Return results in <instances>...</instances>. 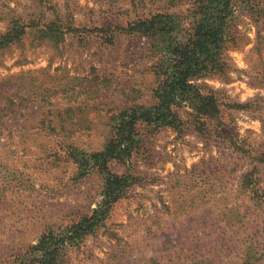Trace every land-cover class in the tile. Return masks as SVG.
Returning <instances> with one entry per match:
<instances>
[{"label":"rangeland","instance_id":"1","mask_svg":"<svg viewBox=\"0 0 264 264\" xmlns=\"http://www.w3.org/2000/svg\"><path fill=\"white\" fill-rule=\"evenodd\" d=\"M166 4L0 0V34L13 16L58 15L74 28L59 43L29 35L0 51V264L44 232L90 215L102 199L104 173L92 167L80 174L70 150H101L117 114L155 102L159 78L148 38L117 28ZM252 4L264 9V0ZM188 8L184 2L171 11L186 20ZM247 12L240 9L235 22L249 40L230 46L227 72L196 80L218 98L219 119L208 121L205 134L187 121L190 108L180 110L181 133L141 125L131 161L111 163L139 181L93 233L66 249L64 264H242V241L222 228L227 221L239 227L245 207H255L249 187H240L254 165L264 187V162L257 161L264 155V22ZM258 207L262 224L264 203Z\"/></svg>","mask_w":264,"mask_h":264},{"label":"trees","instance_id":"2","mask_svg":"<svg viewBox=\"0 0 264 264\" xmlns=\"http://www.w3.org/2000/svg\"><path fill=\"white\" fill-rule=\"evenodd\" d=\"M252 1L169 0V4L155 12L140 14L128 26L117 28L118 31L148 38L149 51L156 58L154 72L159 78L153 90L155 102L135 105L117 114L114 117V133L101 150L86 152L71 147L70 155L79 165L80 174L84 175L92 167H98L104 173L102 199L90 215L83 216L62 231L44 232L37 243L16 255L10 264H64L66 249L81 242L106 220L113 205L139 181L133 173L112 171L111 163L131 161L141 148V125L150 126L152 130L170 127L181 133L185 121L180 110L190 108L191 111H186L187 121L199 133L205 134L208 121L219 119L221 108L218 98L206 86L197 84L196 80L225 74L229 67L227 51L230 46L246 44L249 40L237 29L235 21L240 9H247L258 25L264 22V9L251 6ZM184 2L189 3L186 20L171 11ZM62 19L57 15L50 21H42L41 18L25 21L13 16L7 30L0 34V51L22 44L29 35L41 42H62L66 34L74 30L70 22L63 26ZM97 29L100 32L108 30ZM109 39L113 40L112 35ZM257 161L264 162V155H259ZM260 180V169L256 165L243 174L240 187H249L248 193H251L255 207H245L239 227L235 228L227 221L226 227L222 228L224 232L232 230V237L242 241V264H264V223L257 222L262 215V212H257V209L261 210L258 206L264 203L260 201L264 197Z\"/></svg>","mask_w":264,"mask_h":264}]
</instances>
